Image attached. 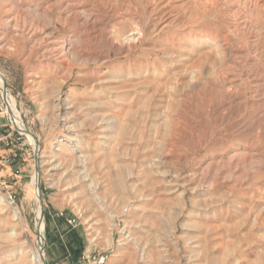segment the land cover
<instances>
[{
  "label": "rangeland",
  "instance_id": "374dc122",
  "mask_svg": "<svg viewBox=\"0 0 264 264\" xmlns=\"http://www.w3.org/2000/svg\"><path fill=\"white\" fill-rule=\"evenodd\" d=\"M1 148L0 264H264V0H0Z\"/></svg>",
  "mask_w": 264,
  "mask_h": 264
},
{
  "label": "crops",
  "instance_id": "0c3cea01",
  "mask_svg": "<svg viewBox=\"0 0 264 264\" xmlns=\"http://www.w3.org/2000/svg\"><path fill=\"white\" fill-rule=\"evenodd\" d=\"M9 149H0V162L4 163L5 162V157L9 154ZM51 248L49 249L48 252V258H49V263L50 264H70L69 260V252L68 249L66 248V251H63L62 249H58L56 246V243L54 241L51 242ZM86 264V263H83Z\"/></svg>",
  "mask_w": 264,
  "mask_h": 264
},
{
  "label": "bare ground",
  "instance_id": "6f19581e",
  "mask_svg": "<svg viewBox=\"0 0 264 264\" xmlns=\"http://www.w3.org/2000/svg\"><path fill=\"white\" fill-rule=\"evenodd\" d=\"M9 98V97H8ZM8 100H10V99H8ZM14 105V104H13ZM12 104H11V109H12V111L13 112H15V110H14V106H13ZM15 119V118H14ZM22 124V123H21ZM17 125H18V127H20L21 125H20V121L19 120H17ZM36 181H37V174H35L34 176H33V186L35 187V185H36ZM36 190V189H35ZM36 195H37V192H36ZM9 197V196H8ZM40 198V197H39ZM0 200L1 201H3V203L5 202L6 204H8V205H12L13 203L12 202H10V201H8V199L3 195V194H1V192H0ZM38 217H39V222H40V224H39V232L41 233V231H42V228H43V221H41V214H40V211H38ZM41 218V219H40ZM38 242H39V244L41 245V248L39 249V250H37L36 252H35V249H34V252H33V258H32V260L34 259V261H40L41 259H43L44 258V256H45V254H44V250H43V248H42V245H43V242H42V238H41V235L39 236V239H38Z\"/></svg>",
  "mask_w": 264,
  "mask_h": 264
},
{
  "label": "built area",
  "instance_id": "2783aa9c",
  "mask_svg": "<svg viewBox=\"0 0 264 264\" xmlns=\"http://www.w3.org/2000/svg\"><path fill=\"white\" fill-rule=\"evenodd\" d=\"M9 135L4 136L2 139H6L8 143H12V140H8ZM0 186H1V177H0ZM68 223L71 224L72 221L68 220ZM87 261L86 264H105L106 263V255L103 252H93L86 256Z\"/></svg>",
  "mask_w": 264,
  "mask_h": 264
}]
</instances>
